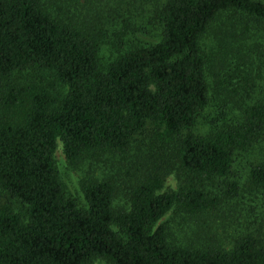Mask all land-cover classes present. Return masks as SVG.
<instances>
[{
	"label": "trees",
	"instance_id": "1",
	"mask_svg": "<svg viewBox=\"0 0 264 264\" xmlns=\"http://www.w3.org/2000/svg\"><path fill=\"white\" fill-rule=\"evenodd\" d=\"M96 261L264 264V0H0V264Z\"/></svg>",
	"mask_w": 264,
	"mask_h": 264
},
{
	"label": "rangeland",
	"instance_id": "2",
	"mask_svg": "<svg viewBox=\"0 0 264 264\" xmlns=\"http://www.w3.org/2000/svg\"><path fill=\"white\" fill-rule=\"evenodd\" d=\"M103 58H104V62H108L110 59L109 54L105 52V54H103ZM253 155L254 154H252L251 158H253ZM55 158H56L58 170L60 172V176L62 178V181L66 188L67 193L71 197L75 198L81 206H83L84 202H83V197H82V193H81L80 185H79L81 173L79 171L72 170L67 165V162H66L61 146H59ZM237 165H238L237 172H236L237 177L240 179L241 182H244L245 175H246L245 166H247V160L239 158V160L237 161ZM176 186H177L176 177L174 174H172L166 180V187L167 189L175 190ZM241 198L242 200L238 207H235V206L228 207L229 215H227L228 216L227 220L225 218H222L221 216H218L216 220L214 221V226L211 225V228L213 227V231L216 233L218 237L222 238L221 236H223L225 232H228V235H231V237H234L235 235L237 236V234L241 233V231L238 229V225H243L245 223V218L244 217L239 218L238 216H240V213H238V211L243 206L246 209L249 208V205L254 206L252 205V203L248 201L247 194L242 195ZM260 198H263V197H260ZM243 215H245V212L243 213ZM213 217L214 215H211L206 220H204L206 225H208V223ZM173 218H174V214L170 213L165 217L163 221L164 222L172 221V229L176 233V236H177L176 238H180L181 240H184V241L188 240V241L193 242L196 238L195 235L184 233L183 231L179 232L178 231L179 226L173 221ZM179 221L180 220H178L177 222ZM204 231H207V229ZM230 242L231 240L221 241V246L226 250H230L231 248ZM94 264H106V263L101 262V261H96Z\"/></svg>",
	"mask_w": 264,
	"mask_h": 264
}]
</instances>
